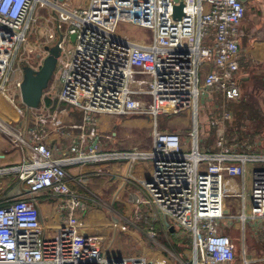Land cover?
Listing matches in <instances>:
<instances>
[{
    "label": "built area",
    "instance_id": "obj_1",
    "mask_svg": "<svg viewBox=\"0 0 264 264\" xmlns=\"http://www.w3.org/2000/svg\"><path fill=\"white\" fill-rule=\"evenodd\" d=\"M49 1L64 10L48 0H0V96L23 113L21 67L26 63L38 69L42 63L40 55L38 61L25 55L26 37L40 11L49 7L57 14L50 16L53 24L46 37L60 48L53 75L59 88L50 117L64 105L77 110L79 124L59 126L78 129L81 137L50 147L43 125L15 128L0 117V131L21 150L20 162L0 167V174L13 173V184L26 186L25 193L0 202V264H154L148 256L100 249L92 244L94 237L80 233L82 214H92L94 207L69 184L72 180L83 187L87 180L70 177L67 167L110 159L149 162L150 178L139 180L140 194L129 201L137 206L135 217L147 221L151 242L158 244L155 224L168 231L166 220L190 240L189 258L178 259L179 264H234L235 243L222 228L231 227L234 219L240 222L242 250L245 228L264 230V150L231 142L227 128L232 115L223 105L241 94L237 79L243 2L89 0L85 7L70 9L59 0ZM180 2L182 14L175 18L173 7ZM121 24L150 36L132 39L119 32ZM217 95L222 103L210 106L216 111L204 114L201 127L200 101L207 109ZM185 113L193 117L189 133L157 128L158 116ZM125 115L153 120L150 150L104 151L99 117ZM48 118L40 117V122ZM203 128L212 131L210 147L204 145L208 136L203 137ZM234 178L242 181L235 194L239 210L226 214L225 198L231 196L227 180ZM40 197L54 202L56 215L48 230L40 218Z\"/></svg>",
    "mask_w": 264,
    "mask_h": 264
},
{
    "label": "crops",
    "instance_id": "obj_2",
    "mask_svg": "<svg viewBox=\"0 0 264 264\" xmlns=\"http://www.w3.org/2000/svg\"><path fill=\"white\" fill-rule=\"evenodd\" d=\"M48 2L51 1L48 0ZM88 2L89 0H63L61 1V5L74 9L85 7ZM242 2L245 6V11L239 30L241 53L239 55V72L237 79L241 94L239 99L230 101L232 104L230 111H228L232 116L230 122H228L227 134L232 143L235 141H238L239 144L248 142L254 144L259 150H264V0H242ZM39 15L40 13L38 14V19L41 21ZM47 31L49 32V30ZM140 38H145L144 34L143 37ZM26 47L27 44L25 45V49ZM33 48L35 47L33 46ZM25 55L28 57V52L25 53ZM50 83L43 94V100L39 107L36 109H26L24 107L22 108L23 113L17 110L6 98L0 96V117L11 121L13 125L17 123L21 127L30 126L34 128L38 124L43 125L46 133L44 141L47 142L50 147H57L65 145L71 136L77 135V137H81L78 129H69L68 127L61 128L59 126V124H64L65 126L79 124L81 122V114L77 110L68 108L67 111L66 107H61L62 111L58 112L54 119H51L50 116H52L51 114L54 109L53 103L49 106L45 104L46 99L53 101V97L55 96L52 95L53 86L50 85ZM238 105L243 109V112H234ZM233 106H235L234 109ZM166 108L167 106H164V110H166ZM40 117L49 118L42 124L40 122ZM105 117L106 116L99 117V128L97 132L100 135L99 139L106 146L109 143H113L114 133L110 135L112 137L110 138L102 131L101 124L105 121ZM235 118L238 120V124ZM205 132L211 133L212 131L211 129L207 130V128H205ZM212 137L213 136H211V138ZM126 150L127 149H121L119 151ZM20 160L21 150L15 147L11 141L0 132V167L17 164ZM67 170L70 177H79L80 175L87 180L86 185L83 187L72 180L69 182L71 188L77 189L85 198L84 200L87 206H94L93 201H91L88 195L89 192L93 193L90 188L92 179L103 178L104 186L107 187L108 191L112 192V199L117 195L118 199H115L116 203L120 201L124 208L129 207L130 215H134V210L137 206H135L133 202H130L129 198L131 199L133 197L132 194H140L141 185L139 184V180H147L151 176L149 162L143 159L135 161H130L128 159H110L79 168L77 166L67 167ZM247 179L245 185L246 190L249 186ZM227 183V188L230 189L231 196L225 198V213L236 214L239 210L240 201L235 194L241 190L242 181L239 178H234L227 180ZM5 187H7L6 183L0 182V189ZM13 190H15L16 194H22L25 193L26 186L20 183L8 186V191ZM141 207L142 206H140V208ZM38 208L42 224L48 230L50 221L56 215L54 202L47 198L40 197ZM81 218V235L94 237V242H92V244L100 249L109 248L111 252L115 253L116 250L111 247L116 244V241L114 238L111 239L110 243L108 242L110 239L107 240L109 228H112L109 227L110 224H108L109 221L106 219L107 217L98 216L96 218L95 214L89 213L82 214ZM240 226V222L234 219L231 228L239 229ZM167 230L171 233L169 227ZM174 231L176 233L178 230L173 227L172 232ZM243 237V250L241 247L240 258L237 257L234 264H264V259H260L264 257V230L261 228L254 230L249 225L245 228V235ZM243 258L246 259V263L243 262ZM148 259L154 264H170L167 260V254L164 252L161 253L158 250L149 253Z\"/></svg>",
    "mask_w": 264,
    "mask_h": 264
},
{
    "label": "rangeland",
    "instance_id": "obj_3",
    "mask_svg": "<svg viewBox=\"0 0 264 264\" xmlns=\"http://www.w3.org/2000/svg\"><path fill=\"white\" fill-rule=\"evenodd\" d=\"M57 12L53 11L46 7L40 11L39 17H41V21L37 18V21L33 22L31 29L27 33L26 41L27 47L25 49V53L28 52V58L32 60L38 61L37 55L43 59L46 55L44 46L53 42H50L47 39V34L49 28L52 27V20H50V16H55ZM120 33H126L129 37L135 40H142L140 37L149 38V34L147 31L143 29H139L137 27H129L124 24L119 26ZM42 45V46H41ZM33 46L35 48H33ZM41 46L40 48H38ZM27 51V52H26ZM26 64V63H23ZM17 77H21V74L17 72ZM52 85V95H56L58 91V82L56 76H53L51 79ZM49 86V84H48ZM47 86V88H48ZM46 88V89H47ZM43 100V99H42ZM226 101L223 105L226 110L230 111L231 102ZM221 104L222 100L219 95L214 96L212 102H210L209 108L202 107L203 100L200 101L199 108V125L202 127L205 125V116L204 114L210 116L216 110H211L215 104ZM239 106V105H238ZM235 108L234 112H243V109L240 106ZM67 111L68 108L66 105ZM73 109V108H69ZM105 121L102 122L101 129L107 137L112 138L110 135L114 133L113 143H109L104 146V151H119L121 149L133 150V151H147L150 150L152 145V137L151 132L154 126L153 120L149 118H145L142 116L135 115H125V116H117V117H105ZM3 119V118H2ZM236 119V118H235ZM237 120V119H236ZM11 123L12 127H17V123L15 125L12 124L11 121L5 120ZM192 121L193 117L191 114H179V115H160L157 117V128L162 130H181L185 133H189L192 129ZM241 121V120H240ZM233 122V121H232ZM105 123V124H104ZM239 123L238 120L236 122ZM234 124V123H233ZM202 130V129H201ZM1 132V131H0ZM203 137H207V141L205 142V146L210 147L212 144L211 134L205 132V128L202 130ZM2 133V132H1ZM207 134V135H206ZM3 135L12 141L13 137ZM211 138V140H210ZM16 180V176L13 173L7 175L0 174V182L6 183L5 188L0 189V202L7 199L12 198L16 195L15 190L8 191V186H11L13 182ZM90 188L92 192H87L90 196L91 201L94 203V209L92 208L93 214L98 216L107 217L106 219L109 221V234L107 240L111 242V239L114 238L116 244L112 245V249H115V254L117 255H141L148 256L149 253L155 252L156 250L161 253L167 254V260L170 264H179V260L187 261L189 258V246L186 244L188 237H185V233H180L179 231L169 232L163 231L160 227H157V224L154 226V239L158 244L151 242L148 237V232L146 231V223L147 221L144 218L135 217V215H130L129 207L124 208L122 203L118 201L116 203L115 197L112 199V192L108 191L107 187L104 186L103 178H94L92 179ZM111 188V187H109ZM115 200V201H114ZM142 210V209H141ZM117 222V223H116ZM119 225V226H118ZM117 226V227H116ZM116 227V229H115ZM122 227V228H121ZM112 229V230H110ZM223 233L227 234L231 240L235 243L236 257L240 258L241 251V232L239 229L224 227L221 230ZM108 243V244H109ZM252 243V242H251ZM176 246V248H174ZM111 253V252H110ZM171 253L172 255H170ZM179 259V260H178Z\"/></svg>",
    "mask_w": 264,
    "mask_h": 264
},
{
    "label": "water",
    "instance_id": "obj_4",
    "mask_svg": "<svg viewBox=\"0 0 264 264\" xmlns=\"http://www.w3.org/2000/svg\"><path fill=\"white\" fill-rule=\"evenodd\" d=\"M63 0H59L61 2ZM178 1V0H176ZM242 2V0H240ZM182 14V3L173 7V16L180 18ZM71 42L75 39V34L69 36ZM46 55L42 59V63L38 69H33L28 64L21 67L22 79L20 84V99L26 109H36L39 107L43 93L53 78L57 67L58 58L60 56V48L58 43L44 47ZM39 57V56H38ZM165 225L172 232L173 227L165 220Z\"/></svg>",
    "mask_w": 264,
    "mask_h": 264
},
{
    "label": "trees",
    "instance_id": "obj_5",
    "mask_svg": "<svg viewBox=\"0 0 264 264\" xmlns=\"http://www.w3.org/2000/svg\"><path fill=\"white\" fill-rule=\"evenodd\" d=\"M51 103H53L52 100H50V99H46V100H45V104H46V105L49 106ZM157 227H160V225L157 224ZM187 243H188V244H187ZM186 244H187L188 246L190 245V240H189V239L186 241ZM174 248H176V246H175Z\"/></svg>",
    "mask_w": 264,
    "mask_h": 264
},
{
    "label": "bare ground",
    "instance_id": "obj_6",
    "mask_svg": "<svg viewBox=\"0 0 264 264\" xmlns=\"http://www.w3.org/2000/svg\"><path fill=\"white\" fill-rule=\"evenodd\" d=\"M50 4H52L54 7H56V8H60V9H62V10H64L60 5H56V4H54L53 2H49ZM9 130V129H8Z\"/></svg>",
    "mask_w": 264,
    "mask_h": 264
}]
</instances>
